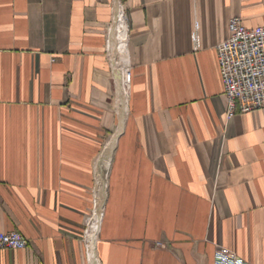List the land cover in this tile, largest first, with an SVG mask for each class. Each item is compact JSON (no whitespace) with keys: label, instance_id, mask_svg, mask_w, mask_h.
Here are the masks:
<instances>
[{"label":"crops","instance_id":"obj_1","mask_svg":"<svg viewBox=\"0 0 264 264\" xmlns=\"http://www.w3.org/2000/svg\"><path fill=\"white\" fill-rule=\"evenodd\" d=\"M113 5L0 0V232L27 239L0 264H91L83 226L103 153L94 264H213L217 247L264 264V109L227 117L216 51L230 18L264 26V0H122L115 139Z\"/></svg>","mask_w":264,"mask_h":264},{"label":"built area","instance_id":"obj_2","mask_svg":"<svg viewBox=\"0 0 264 264\" xmlns=\"http://www.w3.org/2000/svg\"><path fill=\"white\" fill-rule=\"evenodd\" d=\"M123 14L126 23L128 18ZM107 42V35L105 31ZM219 72L227 100V117L235 112L248 113L264 109V26L247 27L239 17L228 21V36L217 48ZM108 58V49H106ZM108 196V175L101 172L94 174L91 188V210L87 217L95 212L103 218ZM85 218V220L87 219ZM88 224L86 222L84 245L88 256L89 246L86 239ZM161 246L160 243H157ZM27 239L17 231L0 232V251L4 249H24ZM213 264H248L233 251L217 247L214 252Z\"/></svg>","mask_w":264,"mask_h":264},{"label":"bare ground","instance_id":"obj_3","mask_svg":"<svg viewBox=\"0 0 264 264\" xmlns=\"http://www.w3.org/2000/svg\"><path fill=\"white\" fill-rule=\"evenodd\" d=\"M121 7V8H120ZM113 21L107 25V49L108 58H110L112 65V73L116 82V112H117V127L115 135L112 137L116 138L122 127V122L126 112V92L127 85L129 84V70L127 59V35L126 31L128 25L125 21L122 5L120 6L118 0H114L113 5ZM111 22V21H110ZM114 144V142H113ZM113 144L110 145L112 149ZM86 222L88 229L86 231V239L89 246L88 259L91 264L96 261L94 254V241L97 236L98 228L100 225V217L95 212L92 216L87 217ZM96 263V262H95Z\"/></svg>","mask_w":264,"mask_h":264},{"label":"rangeland","instance_id":"obj_4","mask_svg":"<svg viewBox=\"0 0 264 264\" xmlns=\"http://www.w3.org/2000/svg\"><path fill=\"white\" fill-rule=\"evenodd\" d=\"M120 1V3H121V5H122V0H119ZM106 31V30H105ZM126 35H127V31H126ZM108 60H109V58H108ZM109 62H110V60H109ZM111 64V63H110ZM112 68V67H111ZM104 152H105V150H104ZM102 155L104 156V158L102 157ZM104 159V160H103ZM101 165H99V166H96V170H95V173L96 172H101V174L102 175H108V168H105V154L103 153V154H101ZM90 210H91V207L89 208V210H88V212L86 213V215H85V218L87 217V215H88V213L90 212ZM85 226H86V220H84V226H83V231L85 230ZM83 237H84V234H83Z\"/></svg>","mask_w":264,"mask_h":264}]
</instances>
